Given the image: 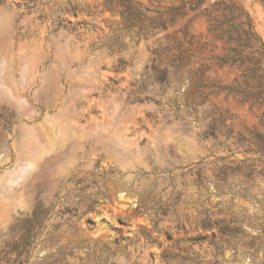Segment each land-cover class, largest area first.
Masks as SVG:
<instances>
[{
    "label": "rangeland",
    "instance_id": "obj_1",
    "mask_svg": "<svg viewBox=\"0 0 264 264\" xmlns=\"http://www.w3.org/2000/svg\"><path fill=\"white\" fill-rule=\"evenodd\" d=\"M0 264H264V0H0Z\"/></svg>",
    "mask_w": 264,
    "mask_h": 264
}]
</instances>
